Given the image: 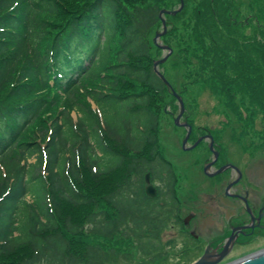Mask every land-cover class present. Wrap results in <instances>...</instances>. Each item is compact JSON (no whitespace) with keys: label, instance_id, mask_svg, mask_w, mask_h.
Instances as JSON below:
<instances>
[{"label":"trees","instance_id":"trees-1","mask_svg":"<svg viewBox=\"0 0 264 264\" xmlns=\"http://www.w3.org/2000/svg\"><path fill=\"white\" fill-rule=\"evenodd\" d=\"M173 1L0 0V264L166 259L144 177L175 182L158 127L179 107L153 41ZM183 1L163 16L162 74L185 106L205 86L242 129L264 122V0L249 18L240 0Z\"/></svg>","mask_w":264,"mask_h":264},{"label":"flooded vegetation","instance_id":"flooded-vegetation-1","mask_svg":"<svg viewBox=\"0 0 264 264\" xmlns=\"http://www.w3.org/2000/svg\"><path fill=\"white\" fill-rule=\"evenodd\" d=\"M179 125L185 129L189 126L191 138L195 130L193 121L189 119ZM219 134L206 129L195 140L190 139L185 148L188 150L200 142L188 151L199 148L212 155L199 170L198 178L194 177L193 167L191 175L185 174L169 159L166 162L175 171L174 184L169 186L167 175L162 171L158 177L149 172L156 196H148L144 179L145 196L163 208L168 215L167 224L177 228L175 234L191 242L180 247L173 246V242L168 246L176 263L194 264L205 259L204 264H236L264 252V176H253L245 167L229 161L220 145ZM202 177L209 180L205 190L199 189L198 181ZM189 191L193 194L191 198Z\"/></svg>","mask_w":264,"mask_h":264},{"label":"rangeland","instance_id":"rangeland-1","mask_svg":"<svg viewBox=\"0 0 264 264\" xmlns=\"http://www.w3.org/2000/svg\"><path fill=\"white\" fill-rule=\"evenodd\" d=\"M240 1H242L243 4L245 5L244 6L245 9L243 12L244 14H242L245 18H249L252 15V13L259 8V5L262 6L261 4L263 2V0H254L256 2L254 4L252 0H240ZM173 3L176 5L175 7L177 8L179 4L176 1H173ZM256 12L258 13V11ZM157 34H163V32H158ZM157 34L154 36L153 41L157 46H159V44H162L163 42L161 40L163 36H161V38L156 39ZM172 42L173 41H171V43ZM162 52H163L162 58L164 57L165 54H168V51L162 50ZM262 53H263V57L260 58L258 65V67L260 68L259 70H261L259 74V77L261 79L257 80L258 82L261 83V86L264 85V50L262 51ZM172 64L174 63L170 62V64L165 66V71H166L165 74H167L168 76L173 71ZM168 69L171 72L170 74L167 72ZM159 70H160V66H159ZM160 72L162 74V71ZM172 89L174 90L173 87ZM170 92L172 93L171 88H170ZM186 101H187L186 104L187 107L185 106L184 103L186 109L184 111V114L182 115V119L180 122L187 120L189 122V119L193 121L195 130L190 138L191 140H195V138L198 137L202 131H206V129H209L211 132L212 131L219 132L220 133L219 137L221 140L220 145L223 148L224 154L226 158L229 159V161L233 162L234 164L236 163L239 166L245 167V169L249 170L250 174H252L253 176L256 177L264 176V136L262 135L264 134V122L261 121L263 118L262 113L257 112L258 117L255 120V124H254L255 127H246L242 129L241 122L239 121V119L235 118L236 114L234 113L231 114L232 110L230 109L227 111L226 107L224 106L226 105L224 103L225 102L224 99H219L217 96H215L211 88L209 91V89L205 86L193 87L188 93ZM245 103L246 106L248 107L250 106V103L248 102L247 99ZM92 106H94L93 108H95L94 104ZM176 106L179 107L178 113L175 116L172 115V118L170 115H167L166 117H164V119H161L159 123L158 128L160 130L158 133L162 146L161 154L168 161L170 159L172 162H174L175 166H177L179 171L181 170L185 174L191 175V168L193 167L194 177L196 179L198 178L197 175L200 172L199 170L202 169L204 163H206L212 158V155L209 152H205L204 150H201L199 148L194 149L192 152H189L190 150L187 152L182 149V143L188 130L180 125L175 126V121L177 119L176 117L181 111V106H179L178 99ZM172 110L173 108L171 106L170 107L168 106V111L170 114L172 113ZM72 117L74 120H76L77 119L76 113H72ZM233 126L234 128L236 127L234 130H232ZM234 133H236L237 135L236 137H234ZM30 163L32 164L35 163V159H31ZM208 181L209 180L205 177L199 179L198 181L199 189L200 190L207 189L209 187ZM188 194L185 192V196L188 195V197L190 198L193 195L191 191H189ZM205 203L206 201H204L201 204L202 209L205 208L206 205ZM208 204L209 206L212 207V204H210V202ZM19 205L23 207L24 202L20 201ZM202 209L200 210V212H203L204 209L203 210ZM206 212L213 213L210 210H206ZM176 230L177 228H173L171 225L168 224L165 232L161 235L160 238L161 244L163 246V250L165 252L164 257H166V259L163 262H159L155 264L176 263L175 260L176 258L174 257V253H171L172 250L168 249V246L174 242L175 244L173 246L180 247L182 244L184 245L188 242V240L183 241V239L180 236L176 235L175 234ZM190 243L191 242H188L187 245ZM170 259L172 260L170 261ZM133 262L134 263H130V264H141V263L149 264L143 262L141 258L137 256L135 257ZM124 264H129V263H124ZM176 264H180V263H176Z\"/></svg>","mask_w":264,"mask_h":264},{"label":"water","instance_id":"water-1","mask_svg":"<svg viewBox=\"0 0 264 264\" xmlns=\"http://www.w3.org/2000/svg\"><path fill=\"white\" fill-rule=\"evenodd\" d=\"M184 7V2L183 0H181V5L179 7V9L177 10H173V11H167V10H162L161 14H160V18L162 20L163 23V34L167 33L166 30V21L165 19H163V15L167 14V15H175L178 12L182 11ZM163 34H157L156 39L161 38V36H163ZM159 47L163 50V51H168V54H165L164 57L156 62H154V72L156 73V75H158L162 81L164 83H166V85H168L171 88L172 94L173 96H175L176 98H178L179 101V106H181V111L178 114V116L176 117V124H179V121L182 118V115L184 114L185 111V106H184V102L181 96H179L178 94H176V92L172 89V86L168 83V81L166 80V78L164 77L163 74H161L160 70H159V66L164 64V62L168 59V57L173 53L172 50L166 46V45H162L159 44ZM189 137H190V130L188 131L186 137L184 138V142H183V147L185 148L186 144L189 141ZM199 144V142L197 144H195L192 148L196 147ZM146 183L148 184V187L146 189L147 195L148 196H156L155 195V189L153 187V185L150 184V174H148L146 176ZM205 263V259H201L198 262H196V264H204ZM236 264H264V252H262L260 255L254 256V257H250V259H246V260H242L239 263Z\"/></svg>","mask_w":264,"mask_h":264}]
</instances>
